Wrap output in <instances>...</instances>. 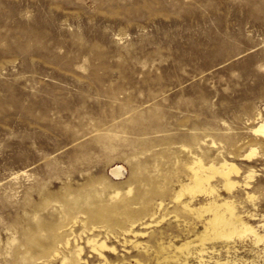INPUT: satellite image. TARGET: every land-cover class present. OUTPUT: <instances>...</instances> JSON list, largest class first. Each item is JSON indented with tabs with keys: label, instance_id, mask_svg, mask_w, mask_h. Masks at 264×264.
<instances>
[{
	"label": "rangeland",
	"instance_id": "obj_1",
	"mask_svg": "<svg viewBox=\"0 0 264 264\" xmlns=\"http://www.w3.org/2000/svg\"><path fill=\"white\" fill-rule=\"evenodd\" d=\"M153 116L160 132L123 133ZM260 123L264 0H0V264H61L37 259L24 234L42 224L43 236L52 228L75 239L93 225L88 198L111 209L88 233L116 250L103 259L81 241L82 264H181L177 247L187 242V264H264V238L255 244L248 234L199 253L209 214L184 206L210 197L175 200L194 134L210 158L211 140L242 154ZM99 137L115 149L93 143ZM240 159L233 180L252 169L249 188L227 192L214 180L216 200L263 235L264 147Z\"/></svg>",
	"mask_w": 264,
	"mask_h": 264
},
{
	"label": "bare ground",
	"instance_id": "obj_2",
	"mask_svg": "<svg viewBox=\"0 0 264 264\" xmlns=\"http://www.w3.org/2000/svg\"><path fill=\"white\" fill-rule=\"evenodd\" d=\"M154 117V116H153ZM150 118L152 125L148 124L146 126L135 127V128H126L123 130V133H133V134H144L147 131L151 130L152 133H158L161 131V126L156 124V117ZM195 129V128H194ZM252 134L255 136L252 139V145L257 147H264V124L260 123L251 129ZM126 140V138H123ZM193 142V147L196 148H188L187 154H190V157L187 159L188 161L185 163L186 169L189 172V178L186 182H181L179 185L178 191L175 196V200L179 201L183 197H187L189 199V203L196 199L197 197H210V201L206 204V206L201 207L199 209L190 208L189 204H185L184 209L189 212H193L197 218L203 219L205 214H209V218L206 219V223L204 226V230L196 236L197 245L200 247L198 252L202 253L204 250V246L207 242H214L218 240H231L233 237H242L246 234L251 235L253 237V241L255 244H258L264 238L263 235H259L257 229L248 225L243 218L237 214L236 208L233 203L228 201L218 202L216 197H218V190L215 186L212 185V181L217 180L220 181L221 187L230 192L234 189L243 186L244 188H249L250 181L253 179L255 171L250 169L248 173L245 175L242 183L233 180V177H237L240 169L233 162L234 158L240 157L241 161H249V159L255 154L257 147H251L247 152L240 154L238 148H235L233 152L224 153L222 149L224 147L217 146V143L213 140L206 144L208 146L207 152H211L212 148H215L217 152L215 157L210 158L209 155L204 152L201 146L200 137L197 134H194L191 138ZM126 142V141H125ZM127 141L126 143H128ZM93 143H97L102 147L103 150L115 149L116 143L114 141H110L103 138H97L93 140ZM229 146H234V141L229 142ZM187 146L181 144L180 151L184 152ZM229 148V147H228ZM213 152V151H212ZM232 155V157H229ZM231 158V159H228ZM246 163V162H245ZM113 173H120V169L113 171ZM106 187L102 186L101 193L99 195L98 191L94 189V193L101 197L102 194H105ZM130 190H127L126 194H129ZM108 199L110 203H114L119 196V192L113 190L108 192ZM212 197V198H211ZM94 204L90 198L85 201V205L87 206L85 213L87 218L91 224H93L90 228L83 230L81 234L76 236L75 239L70 240L69 238H59L54 232L52 228H48L47 230L51 231L44 236L41 235L42 232H45V227L42 224H38L36 230L32 231L29 228L24 237L26 239L25 244L29 247L28 250L35 252L37 259L40 258H59L61 260V264H82L86 263L84 259L85 247H88L92 253L101 257L103 259V252H109V255L112 257L110 252H114L116 249L113 246L107 245L106 237L101 240L97 239V235L93 233L90 234L88 231H93L96 229L95 222L99 218H105V213L110 211L109 207H105V212L101 211L100 206L98 208H91ZM114 207V206H112ZM113 210V208H112ZM42 237V238H41ZM48 239L49 241L45 242L41 239ZM14 238L11 240V243L14 242ZM83 241V245L81 243ZM61 243L60 247L55 246V244ZM74 245V251L70 253V248ZM190 242L184 243L181 246L177 247V252L179 255H183V261L181 264H187L186 260L190 255ZM70 254V256H68ZM94 257V256H93ZM201 258V257H200ZM168 258H164V261H167ZM173 260L177 261L180 259L173 258ZM88 262V261H87ZM198 264H204V262L200 259ZM231 264V263H225Z\"/></svg>",
	"mask_w": 264,
	"mask_h": 264
}]
</instances>
